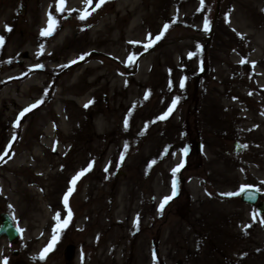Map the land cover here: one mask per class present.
Here are the masks:
<instances>
[{"label":"rangeland","instance_id":"obj_1","mask_svg":"<svg viewBox=\"0 0 264 264\" xmlns=\"http://www.w3.org/2000/svg\"><path fill=\"white\" fill-rule=\"evenodd\" d=\"M58 3L0 0V264H264V213L227 195L264 200V0Z\"/></svg>","mask_w":264,"mask_h":264},{"label":"snow or ice","instance_id":"obj_2","mask_svg":"<svg viewBox=\"0 0 264 264\" xmlns=\"http://www.w3.org/2000/svg\"><path fill=\"white\" fill-rule=\"evenodd\" d=\"M105 2H106V0H98V3L96 4V8H99V7L102 6ZM92 3H93V0H86L85 11L82 12V13H80V15L78 16L79 19H81V20L87 19V17L90 16V15L92 14L91 12L87 11V8L90 7V6L92 5ZM203 3H204V0H201V4H202V5H203ZM65 5H66V0H59L58 6H57V10L60 11V12H63V11L65 10ZM94 10H95V9H93V11H94ZM73 11H75V10H73ZM173 22H175V21H173ZM56 25H57V22H56L55 18H54V17L51 15V13H50V14H49V24H48V28L45 29V30H42V33H41V34L44 35V36H49V35H51V34L53 33V31L55 30ZM168 27H169V25H165L163 31L166 32L167 29H168ZM6 30H7V31H11V29L8 28L7 26H6ZM208 30H209V25H208V23L206 22V23H205V31H208ZM148 39H149L150 43L144 45L145 49L150 48V47L153 46V44H152V42H151L153 39L156 40V41H158L159 39H161V37H160V36H157V37H155V38H152L151 35H149ZM3 43H4L3 37H0V46H2ZM191 55H192V54H190V58H191ZM80 59L82 60V59H84V57L81 56ZM129 59H130V61L134 62V60H133L132 57H130ZM76 62H77V61H73V63H76ZM241 62H242V63H247L246 60H242ZM253 66H254V65H253ZM41 67H42V66H41ZM180 87H181V88L184 87V83H183V81H181V83H180ZM145 98L147 99V96H146ZM43 102H44V101L41 100V101H39L37 104L30 106L28 109H25L23 112L20 113V118H19V119H22L26 113L31 112L34 108L38 107L39 104H42ZM175 103H176V102H174L173 105H172V107L169 108V110H168V113H169V114H170V113L172 112V110L175 108ZM85 107H88V105H85ZM165 118H166V116H161V117H160V119H165ZM19 119L17 120V123H16L15 127H19ZM127 126H128V122H127V120H126V121H125V127L127 128ZM14 140H15V136L13 137V141H14ZM242 147H247V146L245 145V146H242ZM7 148H8V150L11 149V143L7 146ZM8 150H6V151L3 153V155H0V160H3L4 157L8 155ZM54 150H55V149H54ZM126 150H127V145H125V151H126ZM186 154H187V149H185V155H186ZM123 159H124V157H123V155H122V156H121V162H123ZM182 166H183V165L181 164L180 167H182ZM91 167H92V164L90 163V164H89V167H88L87 169H84V170H82L81 172H79V173H78V174L72 179V181L70 182L71 187H70L69 191L65 194V196H64V201H63L66 207H67V205H68V199H69V197L72 195L73 191L75 190V185H76V183H77V182H78V181H79V180H80V179H81V178H82V177H83L88 171H91ZM180 167H178L177 169L174 170V174H175V172H178V171L180 170ZM105 171H107V168L105 169ZM255 191L258 192L259 189H255ZM251 192H252V189H251L249 186H241V189H240L239 192H237V193H229V194H227V195H229V196H238V195H241V194H243V193H248V196H247L248 199H255V197L251 194ZM175 196H176V181L174 180V181H173V191H172V195H171L170 197H166V198L164 199V201L161 203V205H160V211H161V212H163L165 205H166V204H167L172 198H174ZM71 215H72V213H71V210L69 209V211H68V219L65 220V221L63 222V225H59V224H58L57 229H54V231H58L60 227H66L67 224H68V222H69V220L71 219ZM55 219H56L57 221L60 220V215H59V213H57ZM253 219L255 220V217H253ZM135 224H136V227L138 228V226H139V217H137ZM249 227H250V225H249ZM57 240H58V236H57V235H54V236H53V239H52V242H51V243H50V244H49V245L43 250V252H42V254H41V256H40V259H44V258L46 257L47 253H48L49 251L52 250V248H53L54 244L57 242ZM154 259H155V256H154ZM5 264H7L6 261H5Z\"/></svg>","mask_w":264,"mask_h":264},{"label":"water","instance_id":"obj_3","mask_svg":"<svg viewBox=\"0 0 264 264\" xmlns=\"http://www.w3.org/2000/svg\"><path fill=\"white\" fill-rule=\"evenodd\" d=\"M237 144L238 143L236 142L234 145L235 153L241 150ZM250 188L252 189L251 194L255 197V199H248L247 198L248 193H243L239 195L240 200L244 201L245 204L247 205H255L256 209L258 210L257 212L259 214L264 213V200L259 199L261 195L260 191L257 192L253 187ZM19 233H20L19 230L14 225V222L10 218L9 214L7 212L0 213V238H6L9 242H14L16 241ZM73 252H74V248L72 247V245H67L64 252V260L66 261L65 264H72ZM15 254L17 253L15 252ZM14 264H27V263L18 259L15 260Z\"/></svg>","mask_w":264,"mask_h":264},{"label":"bare ground","instance_id":"obj_4","mask_svg":"<svg viewBox=\"0 0 264 264\" xmlns=\"http://www.w3.org/2000/svg\"><path fill=\"white\" fill-rule=\"evenodd\" d=\"M1 20H3V19H1ZM0 25H1V23H0ZM35 71H36V69H35ZM38 79V78H37Z\"/></svg>","mask_w":264,"mask_h":264}]
</instances>
